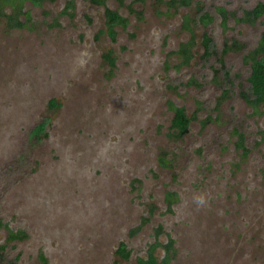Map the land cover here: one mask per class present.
Returning <instances> with one entry per match:
<instances>
[{
    "label": "rangeland",
    "instance_id": "1",
    "mask_svg": "<svg viewBox=\"0 0 264 264\" xmlns=\"http://www.w3.org/2000/svg\"><path fill=\"white\" fill-rule=\"evenodd\" d=\"M9 1L0 0V219L26 237L7 242L0 228V264H41L40 254L48 264H141L158 226L159 242L174 240L169 264H264V107L253 113L239 96L249 73L243 57L264 32V15L238 21L264 0H195L177 9L168 0H106L128 20L113 42L104 7L88 0H73L72 17L61 14L65 0ZM218 8L228 13L225 28ZM1 12L25 27H9ZM204 12L213 21L191 23L194 58L176 70L173 52L190 39L182 18ZM232 40L243 49L222 57ZM191 78L201 87L186 86ZM224 88L230 97L218 120L201 128ZM196 101L204 108L189 132L168 138L167 103L192 118ZM234 128L245 135V156ZM165 152L170 167L159 164ZM166 192L177 194L172 213ZM121 243L127 259L117 253ZM163 254L156 248L158 261Z\"/></svg>",
    "mask_w": 264,
    "mask_h": 264
},
{
    "label": "trees",
    "instance_id": "2",
    "mask_svg": "<svg viewBox=\"0 0 264 264\" xmlns=\"http://www.w3.org/2000/svg\"><path fill=\"white\" fill-rule=\"evenodd\" d=\"M24 1L30 2L33 6L40 7L44 0H19L20 4H22ZM119 5L123 4V0H116ZM135 2H143L144 0H134ZM163 0H157V2H162ZM195 0H168L166 4L174 9H177L178 7H188L192 4V2ZM3 3H12L9 0H1ZM91 4L103 6L104 7V27L106 29V34L109 37V39L113 42L115 40L116 35V27L125 28L128 25V20L124 17H122L116 10L109 9L105 2L106 0H88ZM200 8V7H199ZM19 10V9H18ZM73 10H74V1L73 0H65V5L63 10L61 11V14L68 15L70 17L73 16ZM201 11V10H200ZM217 13L221 16L223 27L225 28V21L227 20V11L224 8H218ZM26 14V18L29 19L28 13ZM139 15L140 13L137 12ZM1 15L5 16L8 19V26L11 28H22L25 27V22H21L20 19L15 14H5L4 12H1ZM264 15V3H258L254 8H252L250 11H246L243 13V16L238 19L239 22H245L248 24H254L256 20L260 19ZM182 28L189 32L190 39L187 42L181 43L178 46V49L173 52L175 55L179 58V63L175 66L176 70H179L182 66H188L191 61L194 58L193 54V47L195 45V35L194 31L191 27V23L194 21H197L202 26L206 27L207 25L211 24L213 19L211 15L207 12H204L198 16L197 19L193 20L188 14L185 15L182 18ZM202 47L204 51V58L208 57L210 54V44H211V38L204 34L202 37ZM241 49H243V45L239 43L236 40L232 41H226L223 45V48L221 50V55L224 57L230 52H239ZM104 59L108 63L110 67V72L114 68L115 64V58L112 57L109 53L104 54ZM244 62L249 65V73L247 77V88H244L240 90L239 96L240 98L245 102L247 106H249L252 109L253 113H258L259 109L261 107H264V32L261 34L256 46L250 50L246 55L243 57ZM222 62V61H220ZM223 65V64H222ZM166 63V67H167ZM219 71L217 69H214V77L213 82L214 83H220L218 79V73ZM231 77V76H230ZM227 75L226 79L229 85H232V79ZM186 86H195V87H201V84L194 79L191 78L189 81L185 84ZM169 88L176 89V87L168 86ZM230 90L228 88H224L221 91V94L218 96L213 108L212 112L216 113L215 116L208 115L206 118L201 120L200 126L201 128H204L206 124L213 120H218L219 114V108L222 104V102L230 97L229 95ZM196 110L195 114L192 118H188L185 109L183 107H177L173 105V103L168 102L167 106L168 108L173 112V118L171 120V125L168 129L167 136L170 139L173 140H179L184 135H186L189 132L190 123L193 119H196V114L203 110V103L196 101ZM49 106L54 108L56 107L54 101H51L49 103ZM218 115V116H217ZM42 125L38 127V129H41ZM32 132V135L33 136ZM232 134L236 136V142L235 147L237 149L242 150V155H246L249 150L246 147V140L245 135L242 133L239 129L234 128L232 130ZM167 153H163L161 157H159L158 161L159 164L162 166L170 167V162L166 159ZM177 200V194L174 192H166L165 194V204H166V211L169 213H172V205ZM154 211L153 206H149V215H152ZM148 218L143 217L141 219V223L133 228L130 231V235H134L137 233L147 222ZM5 227L7 229V239L6 241H15V240H21L26 237V233L22 230L13 231L8 229L0 219V228ZM163 233V229L161 226H158L155 229V241L154 243L150 244L148 246L146 257L141 258L138 260L141 264H169L171 261L175 249H174V240L167 236V240L165 243L159 242L157 239L161 234ZM161 247L163 249V257L160 261H158L154 255L156 248ZM6 249V245L0 244V259L5 258L4 250ZM117 253L123 257L124 259L128 258L129 252L126 250V247L124 244H120ZM39 260L41 264H48L47 259L43 254L39 255ZM17 261V258L15 260L10 261L9 264H15Z\"/></svg>",
    "mask_w": 264,
    "mask_h": 264
}]
</instances>
